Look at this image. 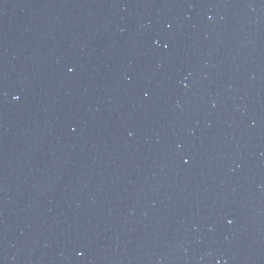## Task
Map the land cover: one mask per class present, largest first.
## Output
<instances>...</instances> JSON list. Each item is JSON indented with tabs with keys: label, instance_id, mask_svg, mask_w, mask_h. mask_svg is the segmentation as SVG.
I'll list each match as a JSON object with an SVG mask.
<instances>
[{
	"label": "water",
	"instance_id": "obj_1",
	"mask_svg": "<svg viewBox=\"0 0 264 264\" xmlns=\"http://www.w3.org/2000/svg\"><path fill=\"white\" fill-rule=\"evenodd\" d=\"M0 264H264V0H0Z\"/></svg>",
	"mask_w": 264,
	"mask_h": 264
}]
</instances>
